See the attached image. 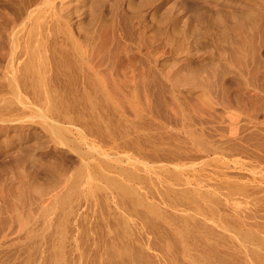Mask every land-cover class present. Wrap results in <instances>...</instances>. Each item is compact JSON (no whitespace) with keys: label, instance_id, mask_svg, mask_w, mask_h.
<instances>
[{"label":"rangeland","instance_id":"obj_1","mask_svg":"<svg viewBox=\"0 0 264 264\" xmlns=\"http://www.w3.org/2000/svg\"><path fill=\"white\" fill-rule=\"evenodd\" d=\"M0 264H264V0H0Z\"/></svg>","mask_w":264,"mask_h":264},{"label":"bare ground","instance_id":"obj_2","mask_svg":"<svg viewBox=\"0 0 264 264\" xmlns=\"http://www.w3.org/2000/svg\"><path fill=\"white\" fill-rule=\"evenodd\" d=\"M33 12V11H32ZM29 52V51H28ZM27 54V53H26ZM30 59L31 60H34V59H36L35 57H30ZM13 60H14V58H13ZM10 63V62H9ZM15 63V62H14ZM12 68H14V67H12ZM15 69V68H14ZM12 71V70H11ZM13 73V72H12ZM17 74V73H16ZM42 74V73H41Z\"/></svg>","mask_w":264,"mask_h":264}]
</instances>
